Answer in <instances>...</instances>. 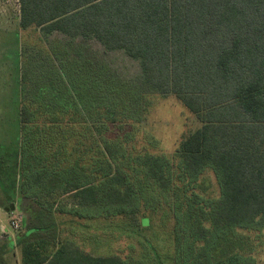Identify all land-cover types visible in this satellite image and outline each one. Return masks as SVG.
<instances>
[{"label":"trees","instance_id":"obj_1","mask_svg":"<svg viewBox=\"0 0 264 264\" xmlns=\"http://www.w3.org/2000/svg\"><path fill=\"white\" fill-rule=\"evenodd\" d=\"M20 8L23 30L68 40L63 53L49 52L61 70L49 86L22 76L0 206L11 212L30 200L35 211L15 240L0 237V264H254L257 245L244 231L264 227V0H20ZM90 40L137 61L140 81L96 58ZM150 94L175 96L200 122L171 154L139 149L129 134ZM109 229L144 244L125 257L98 254Z\"/></svg>","mask_w":264,"mask_h":264},{"label":"rangeland","instance_id":"obj_2","mask_svg":"<svg viewBox=\"0 0 264 264\" xmlns=\"http://www.w3.org/2000/svg\"><path fill=\"white\" fill-rule=\"evenodd\" d=\"M20 13V0H0V167L12 166L7 161L2 164L1 159L9 153L6 147L11 148L19 134L22 76L26 73L29 75L28 80L39 81L40 84L49 86L50 78L54 76L51 71L56 73L60 70V67L59 69L53 68L49 52H52L51 50L54 48L57 52L63 53L65 51L63 42L68 40L59 32L46 34L40 28L23 30L20 27ZM88 45L95 53L96 58L107 61L123 78L140 81L139 63L127 56L124 51L105 52L104 47L97 40H90ZM61 55L64 54H59L58 58H61ZM56 62L61 66L59 59H56ZM43 64H45L44 67ZM76 74L81 75L80 73ZM78 82H83V79L79 78ZM59 85L62 86L63 82L60 81ZM82 91L86 94V90ZM89 95L88 101L93 102L96 99H93V92L90 91ZM149 99L152 104L148 111L145 114L136 113L137 119H131V121H135L136 128L130 130L129 134L139 149L171 154L184 136L200 126V122L173 95L165 97L159 94H150ZM93 104L97 105L98 102L94 101ZM208 176L216 188L214 174L209 171ZM17 201V208L11 212L5 211L0 206V237L6 236L15 240L20 232L25 231L27 219L34 214L35 208H32L34 204L32 201ZM2 203H4V198L0 194V204ZM68 206L72 208L73 205L70 203ZM14 219L18 220L19 227L12 224ZM103 230L93 228L92 235L101 237ZM78 232L81 233L80 229ZM107 232L111 235V241L101 246L98 254H119L125 257L130 252L131 244H144L141 240L134 243V239L126 236L125 233H115L113 229L105 230L106 234ZM244 233L249 235L257 245L253 253L254 264H264V227L257 230H245ZM143 247L145 250L139 249L141 254L147 253L146 247ZM15 255V259L19 261L18 250Z\"/></svg>","mask_w":264,"mask_h":264},{"label":"built area","instance_id":"obj_3","mask_svg":"<svg viewBox=\"0 0 264 264\" xmlns=\"http://www.w3.org/2000/svg\"><path fill=\"white\" fill-rule=\"evenodd\" d=\"M12 224H13L15 227H19V225H20L19 222H18V220H16V219L13 220Z\"/></svg>","mask_w":264,"mask_h":264}]
</instances>
